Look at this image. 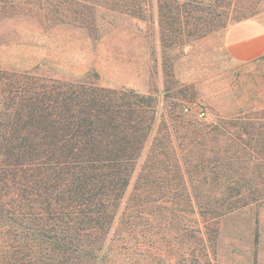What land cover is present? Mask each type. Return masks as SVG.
<instances>
[{"label":"trees","instance_id":"16d2710c","mask_svg":"<svg viewBox=\"0 0 264 264\" xmlns=\"http://www.w3.org/2000/svg\"><path fill=\"white\" fill-rule=\"evenodd\" d=\"M148 2L0 0V12L96 30L99 6L142 18ZM155 2L162 46L225 21L211 0ZM96 80L0 67V264H211L219 223L264 203V107L206 122L183 100L154 128L156 97Z\"/></svg>","mask_w":264,"mask_h":264},{"label":"rangeland","instance_id":"374dc122","mask_svg":"<svg viewBox=\"0 0 264 264\" xmlns=\"http://www.w3.org/2000/svg\"><path fill=\"white\" fill-rule=\"evenodd\" d=\"M217 1L224 7H216ZM102 7L96 12V30L46 26L30 16L0 12V67L58 78L95 72L102 86L156 97L154 128L169 125V105L183 100H190L189 115L206 122L264 107V55L233 61L224 41L231 24L248 18L264 22V0H211V15L222 10L225 21L211 28L201 25L200 31L190 24L169 46L160 44L155 0H149L142 18ZM199 14L192 13L191 19ZM217 227L211 264H264V203L228 215Z\"/></svg>","mask_w":264,"mask_h":264},{"label":"crops","instance_id":"0c3cea01","mask_svg":"<svg viewBox=\"0 0 264 264\" xmlns=\"http://www.w3.org/2000/svg\"><path fill=\"white\" fill-rule=\"evenodd\" d=\"M224 41L233 61H254L264 55V22L248 18L231 24L226 29Z\"/></svg>","mask_w":264,"mask_h":264},{"label":"built area","instance_id":"2783aa9c","mask_svg":"<svg viewBox=\"0 0 264 264\" xmlns=\"http://www.w3.org/2000/svg\"><path fill=\"white\" fill-rule=\"evenodd\" d=\"M203 114V113H202Z\"/></svg>","mask_w":264,"mask_h":264}]
</instances>
